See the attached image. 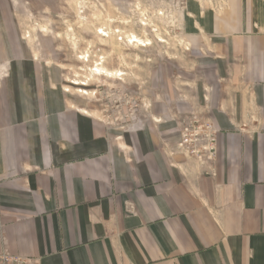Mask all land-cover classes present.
<instances>
[{"label":"crops","instance_id":"1","mask_svg":"<svg viewBox=\"0 0 264 264\" xmlns=\"http://www.w3.org/2000/svg\"><path fill=\"white\" fill-rule=\"evenodd\" d=\"M213 3L202 14L192 3L198 80L181 110L215 127L212 161L178 153L181 121L162 111L113 134L30 69L0 83V252L38 264H264V0Z\"/></svg>","mask_w":264,"mask_h":264},{"label":"rangeland","instance_id":"2","mask_svg":"<svg viewBox=\"0 0 264 264\" xmlns=\"http://www.w3.org/2000/svg\"><path fill=\"white\" fill-rule=\"evenodd\" d=\"M193 2L201 14L214 8L213 0H0V83L30 69L113 134L161 114L177 117L180 131L198 80Z\"/></svg>","mask_w":264,"mask_h":264},{"label":"built area","instance_id":"3","mask_svg":"<svg viewBox=\"0 0 264 264\" xmlns=\"http://www.w3.org/2000/svg\"><path fill=\"white\" fill-rule=\"evenodd\" d=\"M178 153L199 162L212 161L216 156L217 131L213 124L193 118L179 131ZM0 264H38L37 260L0 252Z\"/></svg>","mask_w":264,"mask_h":264},{"label":"bare ground","instance_id":"4","mask_svg":"<svg viewBox=\"0 0 264 264\" xmlns=\"http://www.w3.org/2000/svg\"><path fill=\"white\" fill-rule=\"evenodd\" d=\"M43 29V28H42ZM44 30V29H43ZM46 30V29H45ZM46 32H47V30H46ZM131 40H135L137 43L139 42L140 44L142 43V44H145V41H141V40H139V39H137L135 36H133V35H131L130 37H129V41H131ZM158 41H159V39H158ZM146 42H148V40H146ZM147 45V44H146ZM95 72H98V73H103V72H105L103 69H101V68H99V69H95ZM106 73V72H105ZM107 75H109V74H107ZM78 92L79 93H82L83 95H86L87 94V92L86 91H82V89L81 90H78Z\"/></svg>","mask_w":264,"mask_h":264}]
</instances>
